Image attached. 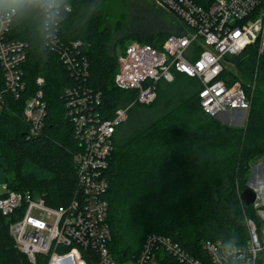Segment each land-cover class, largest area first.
Wrapping results in <instances>:
<instances>
[{
  "label": "trees",
  "instance_id": "1",
  "mask_svg": "<svg viewBox=\"0 0 264 264\" xmlns=\"http://www.w3.org/2000/svg\"><path fill=\"white\" fill-rule=\"evenodd\" d=\"M105 1L53 0L49 11L54 24L40 3H0L16 9L8 37L27 43L22 66L25 90L18 98L3 91L0 100V185L28 191L54 207L73 198L77 188L73 153L79 146L63 93L68 87H82L98 94L91 108L101 117H111L117 107L132 103L116 127L106 170L109 248L116 259L135 257L150 234L164 235L198 256L204 255L202 242L208 239L243 242L244 214L252 210L242 203L240 193L247 187L250 162L264 155V52L259 54L257 44L250 45L228 59L237 72L223 70L229 82L239 75L244 78L250 103L244 126L207 115L197 98V81L180 72L170 82H158L155 99L142 104L134 101L135 90L114 83L118 58L110 45L113 31L106 22ZM164 38L146 43L159 47ZM63 48L73 57L75 69L62 59ZM79 67L85 72L78 74ZM39 76L44 79L46 115L42 132L28 137L21 112L24 99L38 89ZM247 80L257 86L251 88ZM15 148L25 151L19 174L6 155H16ZM9 223L0 212V264H33L15 246ZM87 254L82 253L87 264H98ZM37 260L44 264L40 256Z\"/></svg>",
  "mask_w": 264,
  "mask_h": 264
},
{
  "label": "built area",
  "instance_id": "2",
  "mask_svg": "<svg viewBox=\"0 0 264 264\" xmlns=\"http://www.w3.org/2000/svg\"><path fill=\"white\" fill-rule=\"evenodd\" d=\"M26 1L45 6L48 21L54 24L49 11L53 0ZM153 1L172 13L183 28L169 33L159 47L139 40L128 43L118 56L115 85L135 90L134 101L148 104L156 97L157 83L170 82L180 72L197 81V98L207 115L217 117L227 111L249 109L242 83L229 82L223 70L229 58L250 45L257 44L258 53L264 52V0ZM15 13V7L5 9L0 5V66L4 74L0 100L3 91L16 98L22 96L26 86L22 66L27 43L8 37ZM78 44L79 41L73 43ZM61 54L64 62L75 69L77 65L65 48ZM80 67L78 74L85 72ZM36 83L38 89L24 99L22 108L28 137L42 132L46 115L43 77H37ZM63 98L79 146L73 153L77 170L73 198L54 207L28 191L0 185V212L10 219L9 233L15 246L30 262L36 264L40 256L44 264H87L82 256L87 251V256L98 264H264V174L247 182L255 190L256 198L249 204L252 214L245 213L247 232L243 242L208 239L202 242L204 255L198 256L164 235L150 234L135 257L116 259L109 248L106 170L114 149L116 127L126 119L132 103L117 107L111 117H101L91 108L93 102H98L97 93L68 87Z\"/></svg>",
  "mask_w": 264,
  "mask_h": 264
},
{
  "label": "rangeland",
  "instance_id": "3",
  "mask_svg": "<svg viewBox=\"0 0 264 264\" xmlns=\"http://www.w3.org/2000/svg\"><path fill=\"white\" fill-rule=\"evenodd\" d=\"M104 10L106 13V22L113 31L110 45L117 54V58L124 50V47L131 41L141 40L143 42H148L152 38L155 40L163 39L166 34L177 32L183 28L182 23L172 13L158 7L154 4L153 0H106ZM225 65L226 68L237 72L235 63L231 60H228ZM236 80L241 83L244 82V78L240 77V75ZM164 81L165 80H161L160 84ZM246 84L251 88L257 86L256 82L253 80H247ZM248 110L249 109H235L224 112L214 118L224 124L240 127L244 126L246 123ZM24 152V150L16 149V155H11L10 153L6 154L11 161H14V171H17L18 174ZM32 157L39 159L36 154L32 155ZM7 174L9 177L13 178L11 172L8 171ZM263 174L264 155L255 157L250 162L247 171V182L252 181L257 177L260 178ZM246 214H248V212Z\"/></svg>",
  "mask_w": 264,
  "mask_h": 264
},
{
  "label": "water",
  "instance_id": "4",
  "mask_svg": "<svg viewBox=\"0 0 264 264\" xmlns=\"http://www.w3.org/2000/svg\"><path fill=\"white\" fill-rule=\"evenodd\" d=\"M240 197H241V200L244 203V205H249L250 203H252L255 200L256 192L251 186L247 185V187H245L241 191Z\"/></svg>",
  "mask_w": 264,
  "mask_h": 264
},
{
  "label": "clouds",
  "instance_id": "5",
  "mask_svg": "<svg viewBox=\"0 0 264 264\" xmlns=\"http://www.w3.org/2000/svg\"><path fill=\"white\" fill-rule=\"evenodd\" d=\"M5 2V0H0V3ZM7 3L9 4H16L18 2V0H6Z\"/></svg>",
  "mask_w": 264,
  "mask_h": 264
}]
</instances>
